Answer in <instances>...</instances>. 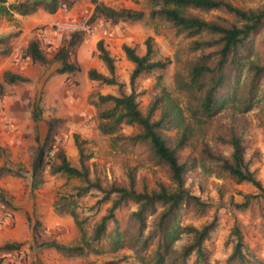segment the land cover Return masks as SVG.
Instances as JSON below:
<instances>
[{
    "label": "trees",
    "instance_id": "16d2710c",
    "mask_svg": "<svg viewBox=\"0 0 264 264\" xmlns=\"http://www.w3.org/2000/svg\"><path fill=\"white\" fill-rule=\"evenodd\" d=\"M148 1L151 6V20L167 24L176 34L191 41L188 51L193 57L180 62L175 74L176 90L183 97L184 105L164 91L150 103L146 113L140 108L137 79L143 74L164 71L172 63L169 58L156 59L152 37L145 42L146 53L143 56L137 53L136 48L127 44L123 46L127 60L135 66L130 81L132 92L122 96L99 95L97 101L92 103L97 107L108 105L106 109L100 110L98 115V129L103 135L115 136L124 126L140 129L139 133L120 139L123 138L132 145L145 146L150 160L167 171L176 189L169 191L165 185L159 184L156 189L150 191L145 187L140 192L137 189L135 169L131 167L127 173V186L113 183L104 188L98 181L91 179V171L86 164L91 156L85 154L79 135H75V140L79 150L80 167L74 166L66 152L55 146L61 119L47 121V132L44 138L41 137L42 110L37 105L33 117L37 124L35 131L38 147L30 171L31 189L35 191L45 184L43 175L46 169L50 168L52 175H66L81 182L76 188L75 196L78 198L96 190L103 194L97 205L112 202V206L109 213L91 232L86 230L87 221L80 218L78 211H71L81 232L80 243L74 245L62 244L58 240L39 243L41 223L34 222V219L28 216L33 234L32 249H52L67 257L82 256L87 251L101 254L98 246L108 234L109 223L113 222L117 229L116 239L110 245L112 253L126 248L134 250L140 255L143 264H185L196 254L198 263L209 264L204 244L214 231L216 223L197 228L183 226L179 221L180 213L185 207L200 213L206 209L201 197L191 194L186 188L188 173L201 167L208 176L231 179L238 185H253L258 194L249 197L244 207H247L252 199H264V184L245 159L246 147L240 134V122L235 119L237 117L242 121L256 105L264 101V97L260 96L264 87V54L261 55V63L250 61L254 52L252 46L255 37L264 29V8L244 10L229 0ZM76 2L77 0H17L10 3V0H0V20L13 21L16 14L31 16L39 11L56 14L63 5L72 9ZM91 3L95 6L91 23L104 19L112 25H118L136 23L145 18L142 11L116 9L101 0H91ZM196 12H221V15L206 19ZM85 38L83 33H74L53 58L43 51L38 39H33L24 56L43 66L57 64L59 67L52 76L76 75L82 71L76 62V56ZM5 41L7 39L1 40ZM262 43L264 44V36ZM97 49L110 76L91 69L89 78L108 86L122 87L115 77L116 60L104 46L103 40L97 43ZM9 54V49L2 53L4 56ZM30 81L29 78L13 71L4 73V82L9 85ZM192 125L200 128L198 134L202 135L200 159L187 157L183 161L180 152L189 146L190 140L196 135V129ZM174 131L175 137L168 135ZM207 135L216 143L229 146L231 154L227 155L214 149L206 139ZM0 158L4 159L0 167V180L7 176H26L24 168L10 167L8 160L2 157L1 147ZM128 202L135 203L137 210L129 219L128 229L121 231L116 212ZM0 204L13 210L17 209L2 190ZM235 235L237 243L227 264H253L244 250L240 231H235ZM185 237L190 238L189 243L180 249L177 248V244ZM23 246L22 243L6 244L0 247V253H17ZM149 251L150 256H143Z\"/></svg>",
    "mask_w": 264,
    "mask_h": 264
},
{
    "label": "rangeland",
    "instance_id": "374dc122",
    "mask_svg": "<svg viewBox=\"0 0 264 264\" xmlns=\"http://www.w3.org/2000/svg\"><path fill=\"white\" fill-rule=\"evenodd\" d=\"M101 1L116 9L129 8L142 11L145 13V18L136 23L118 25H112L104 19L92 23L97 34L95 37L85 36L87 42L83 43L84 49L80 53L78 51L76 56V62L81 66L82 71L76 75L52 76L59 66L57 64L43 66L32 62L24 56L25 48L22 57L31 69L33 80L30 79L29 83L12 85L9 92L4 91V95H0L2 157L8 160L10 167L24 168L26 174L24 177L7 176L0 180V190L6 193L7 198L17 208L13 210L0 204V247L10 243L24 244L20 252L0 253V264H143L140 255L134 250L126 248L110 252V245L116 239L117 225L113 222L109 223L108 234L98 246L102 251L101 254L87 251L82 256L67 257L52 249L31 248L33 234L28 216H31L34 222L41 223L39 243L58 240L62 244L74 245L80 243L81 232L71 211L73 209L78 211L80 218L87 221L86 230L91 232L93 227L109 213L112 206V202L98 206L97 202L102 199L103 194L96 190L78 198L75 196L76 188L81 182L66 175H52L50 168L46 169L43 175L45 184L35 191L31 189L30 171L38 147L35 131L37 124L33 117L37 105L42 110L41 137L44 138L47 132V121L61 119L55 146L66 152L74 166L80 167L79 150L75 140V135H79L85 154L91 156L86 162L91 171V179L98 181L104 188H108L113 183L127 186L129 184L127 173L131 167L135 169L137 189L140 192L145 187L150 191L156 189L159 184L165 185L169 191L176 189L167 171L150 160L145 146L132 145L123 138L120 139L137 134L140 129L124 126L115 136L103 135L98 129L100 123L98 115L99 111L106 109L108 105L97 107L92 102L97 101L99 95L122 96L132 92L130 81L135 66L127 60L123 46L127 44L136 48L137 53L143 56L146 53L145 42L152 37L156 48V59L169 58L172 63L164 71L143 74L137 79L140 108L146 113L150 103L164 91L184 105L183 97L176 90L175 74L180 62L193 57L188 51L191 41L176 34L167 24L151 20V6L148 0ZM229 1L244 10L264 8V0ZM77 6L81 8V13L75 20L87 19L91 23L92 11L95 8L91 0H77L74 7ZM196 13L206 19L221 15V12ZM5 23L1 22L2 25ZM38 30L45 31V27ZM52 30L55 28L52 27ZM15 31L0 39V63L5 57L2 55L3 51L9 49L11 39L19 32L17 28ZM263 36L264 29L255 37L252 46L254 52L250 61L258 64L261 63V55L264 54ZM2 39L7 41L1 42ZM33 39L41 42L43 51L50 58H53L67 41L60 34L56 38V43L45 38L41 33ZM101 40L116 60L115 77L122 87L108 86L89 78L88 73L91 69L110 76L97 49V43ZM245 76L246 74L244 78ZM50 80L53 81V90H45ZM262 84L264 86V80ZM262 89L260 96L264 97V87ZM7 95L8 99H6ZM19 96L20 100L17 99ZM156 117H159V113ZM235 119L240 122V134L246 147L245 159L257 178L264 184V101L256 105L242 121L237 117ZM192 126L196 129V135L190 140L189 146L180 152L183 161L187 157L200 159L202 135L198 134L200 128L196 125ZM168 135L175 137L176 132H169ZM206 137L214 149L227 155L231 154L229 146L216 143L211 140L210 135ZM3 163L4 159L0 158V167ZM186 180V188L191 194L201 197L206 209L200 213L183 208L179 216L180 223L183 226L197 228L212 222L216 223L214 231L204 244L208 263H228L237 243L235 231L238 230L243 237L244 250L248 258L253 264H264V199H252V202L244 207L249 197L258 194L256 188L249 183L238 185L231 179L208 176L201 167L189 172ZM136 210L137 206L133 202H128L117 210L116 217L121 231L128 229L129 219ZM189 240L190 238L185 237L177 244V248L180 249L189 243ZM150 254L149 251L143 256L148 257ZM185 264L200 263L197 262V255L194 254Z\"/></svg>",
    "mask_w": 264,
    "mask_h": 264
},
{
    "label": "crops",
    "instance_id": "0c3cea01",
    "mask_svg": "<svg viewBox=\"0 0 264 264\" xmlns=\"http://www.w3.org/2000/svg\"><path fill=\"white\" fill-rule=\"evenodd\" d=\"M16 1L17 0H10V3H14ZM80 13L81 8L77 6L66 11L60 9L56 14H49L44 11H39L31 16H20L16 14L13 21H0V36H2L0 39L9 36L13 32H16V28L19 31L16 33V36L11 39L9 44L10 54L3 57V60H1L0 63V84H2V93L4 91L9 92L12 87V85L4 82V73L7 71H13L33 80V77L31 76V69L22 57V53L24 49L27 48L30 41L33 40L36 35L41 33L44 34L45 38L49 40L51 39L54 43H56L58 34H56L55 30H52L54 23L59 19L75 20L79 17ZM1 22L6 23L2 25ZM42 27H45V31H37V29ZM83 49L84 44L79 49V53L82 52ZM52 83L53 81L50 80L46 85L45 90H53ZM0 95L2 96L4 93H0ZM8 98L9 97L7 95L6 99ZM20 98L21 97L19 96L17 99L20 100Z\"/></svg>",
    "mask_w": 264,
    "mask_h": 264
},
{
    "label": "built area",
    "instance_id": "2783aa9c",
    "mask_svg": "<svg viewBox=\"0 0 264 264\" xmlns=\"http://www.w3.org/2000/svg\"><path fill=\"white\" fill-rule=\"evenodd\" d=\"M63 11L68 10L66 5L61 8ZM53 27L65 40H70L74 33L80 32L88 37H95L97 32L95 26L87 19L80 20H57Z\"/></svg>",
    "mask_w": 264,
    "mask_h": 264
}]
</instances>
